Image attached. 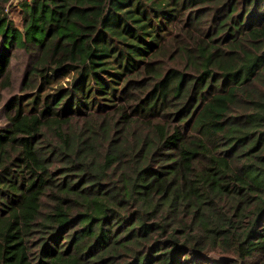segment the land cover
Returning <instances> with one entry per match:
<instances>
[{
  "label": "trees",
  "instance_id": "16d2710c",
  "mask_svg": "<svg viewBox=\"0 0 264 264\" xmlns=\"http://www.w3.org/2000/svg\"><path fill=\"white\" fill-rule=\"evenodd\" d=\"M12 1L0 264H264V0Z\"/></svg>",
  "mask_w": 264,
  "mask_h": 264
},
{
  "label": "rangeland",
  "instance_id": "374dc122",
  "mask_svg": "<svg viewBox=\"0 0 264 264\" xmlns=\"http://www.w3.org/2000/svg\"><path fill=\"white\" fill-rule=\"evenodd\" d=\"M18 1L19 0H13L12 1L13 6L10 9V15L15 21L19 20V9L16 6ZM17 54L18 55H16L13 58L12 65L9 68V72L11 76V80L9 82L10 84L9 85L7 84L8 86L4 90H2V94L0 96V124H3L6 121V115H7V113L2 110L3 105L7 101H9L10 98L13 97L14 95L17 94L26 95L30 93V91H20V78L22 77V75L24 76L25 74L23 72L26 66V58L21 53H17ZM5 85L6 83H4V86ZM226 259H227L226 257L219 256L215 253L208 254L205 257V261L214 264H220L222 262L225 263ZM185 261L186 264H189L188 259H185Z\"/></svg>",
  "mask_w": 264,
  "mask_h": 264
}]
</instances>
